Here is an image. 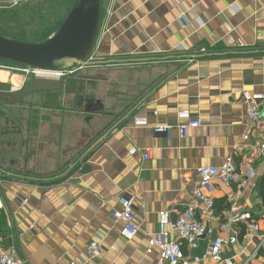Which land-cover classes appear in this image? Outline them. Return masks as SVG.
I'll list each match as a JSON object with an SVG mask.
<instances>
[{"label":"crops","instance_id":"0c3cea01","mask_svg":"<svg viewBox=\"0 0 264 264\" xmlns=\"http://www.w3.org/2000/svg\"><path fill=\"white\" fill-rule=\"evenodd\" d=\"M99 1L90 61L104 64L90 68L102 74L92 70L81 77L95 93L86 103V129L74 131L76 115L55 116L50 133L14 134L22 140L14 157L0 149L3 244L23 264H157L159 250L150 249L148 239L158 230L159 213L184 211L194 202L197 170L219 167L229 158L238 181L225 185L215 179L213 199H226L229 206L235 201L256 214L264 230L257 190L264 175L258 154L264 120L249 123L241 100L244 91L255 93L264 85V0ZM5 74L6 81L16 76ZM68 82L60 81L59 93L69 89ZM180 111L202 121L184 138ZM136 118H146L147 124L134 125ZM154 127L169 131L157 133ZM246 167L257 173L255 189L245 182ZM57 172L61 176L47 182ZM123 194L134 199L138 227L129 242L120 236L122 224L112 218ZM229 206L215 205L218 221L212 226L223 239L220 226ZM233 234L236 242L224 257L243 264L258 240L246 247L242 230L234 228ZM96 239L100 258L89 262L86 251ZM207 249V241L195 251L184 247L188 258ZM261 256L250 264H264Z\"/></svg>","mask_w":264,"mask_h":264},{"label":"built area","instance_id":"2783aa9c","mask_svg":"<svg viewBox=\"0 0 264 264\" xmlns=\"http://www.w3.org/2000/svg\"><path fill=\"white\" fill-rule=\"evenodd\" d=\"M26 0H0V4L17 5ZM86 63V61H85ZM86 64L74 67L68 71H45L29 67L21 69H10V71H19L26 75H33L35 79L61 81L67 75H73ZM39 73H46V78H39ZM242 104L245 107L247 121L249 123H260L264 120V85L258 92L251 93L244 91L241 94ZM177 118L184 121L178 126L181 138H184L187 131L200 127L202 121L198 117H193L187 111L177 113ZM146 118H136L134 125L145 126ZM157 133H167L168 127H154ZM244 139H247L245 136ZM258 154L264 163V144L258 148ZM148 158V153L144 159ZM198 180L193 189L194 202L185 207L184 211H163L158 215V230L155 235L148 239L150 249L159 250V259L157 264H235L232 259L225 258L227 247L236 242V236L233 229L242 230V238L246 247H251L258 240L257 246L246 258L243 264H250L252 259L262 257L264 263V230H261L259 219L256 214L240 208L235 201H232L224 222L220 226V231L226 235L223 239L215 235L213 224L218 221L215 215V202L213 199L215 179L222 184L231 185L238 181L237 166L229 158L219 167H202L197 170ZM257 173L251 167H246L244 179L246 184L251 188H256ZM120 209L112 213V218L122 224L120 236L125 241H132L138 234L136 217L134 212V199L128 195H120L118 198ZM202 241H207L208 249L201 256L189 257L184 251V247L189 251H195L199 248ZM100 243L96 239L92 241L86 251V259L89 262L96 261L100 258ZM0 264H23L12 247L6 248L3 239L0 237ZM75 264V263H71Z\"/></svg>","mask_w":264,"mask_h":264},{"label":"rangeland","instance_id":"374dc122","mask_svg":"<svg viewBox=\"0 0 264 264\" xmlns=\"http://www.w3.org/2000/svg\"><path fill=\"white\" fill-rule=\"evenodd\" d=\"M74 1L26 0L17 5L0 4V34L24 43H41L48 36H52L58 31L70 12ZM85 61L86 63L94 62L90 61V54ZM85 68V71L78 70L73 75H67L63 78V81H69L67 86L69 89L64 90L62 93H59L62 91L60 89H54L52 91L40 90L25 94L18 102H15L10 97L12 90L22 91L26 89L34 82L35 78L31 74L26 75L19 71H10V69H21V67L0 61V73L7 72L10 76L16 75L21 77L20 86L17 87L12 85L10 82L11 78L8 81H4L0 77L1 81L6 82L0 83V92L7 94L6 101H0V149H8V155L14 157L17 152L19 153L22 140L13 135L18 132L35 134L38 131H42L50 133L56 126L55 123H51L53 121L51 118L55 116H78L77 127H75L74 131H77L79 127L80 130L78 132L82 134L81 127L83 126L84 130L88 126L85 123L87 117H89L86 112V103L92 99L90 95L95 93L93 91L94 89L82 83L83 80L81 77L87 71H97V75L103 72L97 69H90L92 67ZM107 74L109 76L113 73L108 72ZM76 80H80L81 85L77 84ZM95 85L98 84L95 82ZM106 86L110 90L109 94L113 95L115 92L114 85L108 82ZM62 95L66 96L68 100L65 102L60 101L59 99ZM101 114H95L94 116L98 117ZM40 120L43 122L41 127H39ZM72 127L74 128V125ZM8 134L9 136H7ZM26 144L28 145V141H26ZM33 144L32 142L30 148L34 151L35 147ZM2 150L1 153L3 152ZM28 159L31 160V157H28ZM69 168L71 167L67 169ZM61 174L58 172L53 173L52 176L49 175L47 179L45 177L43 179H46L47 182L53 181L61 176Z\"/></svg>","mask_w":264,"mask_h":264},{"label":"water","instance_id":"95a60500","mask_svg":"<svg viewBox=\"0 0 264 264\" xmlns=\"http://www.w3.org/2000/svg\"><path fill=\"white\" fill-rule=\"evenodd\" d=\"M99 18V0H75L58 31L41 43H24L0 34V61L58 72L83 64L85 67L103 66L104 63H85L95 44ZM59 88L60 81L35 79L26 89L12 91L10 97L18 102L25 94ZM6 98L7 94L0 92V101H6Z\"/></svg>","mask_w":264,"mask_h":264},{"label":"trees","instance_id":"16d2710c","mask_svg":"<svg viewBox=\"0 0 264 264\" xmlns=\"http://www.w3.org/2000/svg\"><path fill=\"white\" fill-rule=\"evenodd\" d=\"M49 37H51V36H48L47 38H49ZM1 62H6V61H1ZM6 63L12 64V65L17 66V67L18 66L24 67L22 65L14 64L11 62H6ZM257 190L259 191V196L262 200V205L264 206V175L257 181ZM215 205H217V206L219 205V206H222L224 208H227L229 206V202L226 199L219 200V201H215ZM0 231L4 232V223H3V220L1 217H0Z\"/></svg>","mask_w":264,"mask_h":264},{"label":"bare ground","instance_id":"6f19581e","mask_svg":"<svg viewBox=\"0 0 264 264\" xmlns=\"http://www.w3.org/2000/svg\"><path fill=\"white\" fill-rule=\"evenodd\" d=\"M47 76H48V74H46V73H39V74H38V77H39V78H46ZM7 77H9L8 74H5V73H2V74H1V78H2L4 81H6ZM11 81H12L13 84L17 85V84L21 81V78L18 77V76H13V77H11Z\"/></svg>","mask_w":264,"mask_h":264}]
</instances>
